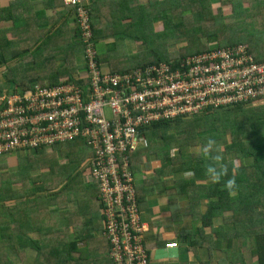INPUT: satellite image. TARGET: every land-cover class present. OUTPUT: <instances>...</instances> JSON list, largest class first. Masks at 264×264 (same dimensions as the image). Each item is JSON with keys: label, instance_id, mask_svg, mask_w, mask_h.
<instances>
[{"label": "trees", "instance_id": "trees-1", "mask_svg": "<svg viewBox=\"0 0 264 264\" xmlns=\"http://www.w3.org/2000/svg\"><path fill=\"white\" fill-rule=\"evenodd\" d=\"M218 1L88 0L83 1V6L91 19V39L96 49L98 43L103 46L99 47L97 59L111 72L130 71L147 63L174 62L189 54L237 43L247 44L256 60L263 59L264 0ZM224 3H229L232 10L239 9V13H224ZM7 4L0 1V67L4 68L5 79L0 82V95L4 92L23 95L33 91L35 85H57L63 77L72 79L74 71L85 67L75 62V55L83 50L75 22L76 6L64 4L63 0H43V7L35 11L28 1L9 0ZM49 7L67 12V19L73 24L63 19L56 25L59 16L53 14L54 19L42 27L40 16ZM27 8L33 10L25 15ZM238 16L242 17L234 19ZM8 21V25H3ZM156 21L162 24L159 31L153 28ZM125 39L143 43L145 48L127 53ZM170 44L174 45L172 49ZM142 59L148 61L141 63ZM141 133L148 141L146 148L159 158L161 168L181 174L172 187L187 202L175 213L190 217L194 224L191 234L199 236V245L208 255L213 248H219L223 254L218 264H251L253 259L254 264H264V103L229 105L188 118L159 121L146 125ZM223 134L228 135V140L222 142V150L209 149L205 153L183 150L198 144L211 146L215 136ZM168 137L173 144L159 141ZM78 143L81 141L65 144ZM173 147H177L176 156L169 155ZM91 184L90 194L91 191L96 194L95 181ZM6 186L13 187L5 183V173L0 172V218L6 196L8 199L16 196ZM171 201L176 203L174 199ZM201 202L206 206L204 210ZM76 232L71 241L57 243L50 236L44 243L37 240L23 243L6 241L4 225H0V264H27L26 259L29 264H54L56 258L63 259L64 264L81 263L83 253L90 250L94 240L91 235H83L81 228ZM80 241L90 243L78 247ZM106 245L107 261L112 264L107 240ZM245 246L247 254L240 251ZM27 249L35 250L36 254L29 258L20 252Z\"/></svg>", "mask_w": 264, "mask_h": 264}, {"label": "built area", "instance_id": "built-area-1", "mask_svg": "<svg viewBox=\"0 0 264 264\" xmlns=\"http://www.w3.org/2000/svg\"><path fill=\"white\" fill-rule=\"evenodd\" d=\"M63 2L76 6L78 61L85 67L57 85L0 95V156L81 141L91 152L83 173L97 185L112 264H148L131 169L135 153L148 146L142 129L218 107L264 103V58L237 43L111 72L97 59L83 0Z\"/></svg>", "mask_w": 264, "mask_h": 264}, {"label": "crops", "instance_id": "crops-1", "mask_svg": "<svg viewBox=\"0 0 264 264\" xmlns=\"http://www.w3.org/2000/svg\"><path fill=\"white\" fill-rule=\"evenodd\" d=\"M0 1L1 4L8 5L9 0ZM20 1L32 3L35 11L43 7V0ZM31 10L33 9L27 8L23 13L27 15ZM53 14L59 16L56 25L63 19L68 24L71 23L67 19V12H58L49 7L43 10L40 16L43 19L39 24L47 27L49 20L54 19ZM9 23L4 22L3 25ZM63 146L67 147L65 143L55 144L18 150L9 153L10 157L8 154L0 156V172L5 173V183L13 185L10 189L6 186V189L16 195L11 199L6 196L3 202L5 210L0 218V225H4L5 239L23 243L37 240L38 243H44L51 236L53 242L61 243L73 240L76 231L81 228L82 234L91 235L89 237L94 241L91 248L89 247L90 250L83 253L82 262L78 264H108L98 192L96 191L95 197L91 196L88 187L92 180L88 181L83 173L82 166L89 157L76 165L63 159L55 161L54 164L50 158L51 153L58 155ZM158 159L148 148H140L133 157L135 194L141 221L146 227L143 240L149 264H202L203 261L218 264L223 254L219 248H213L208 255L206 249L199 245V236L191 234L194 224L190 217L175 213L187 202L172 187L175 178L181 174L162 169ZM50 163L53 165H49ZM171 199L176 200V203L172 204ZM205 207L201 202V209L204 210ZM198 224L199 222L196 223ZM169 242L177 245L165 247ZM86 243L90 241H80L78 247H83ZM20 252L29 258L36 254L33 249ZM26 261L27 264L30 263L29 259ZM254 263L255 260H251V264ZM54 264H64V261L56 258Z\"/></svg>", "mask_w": 264, "mask_h": 264}, {"label": "rangeland", "instance_id": "rangeland-1", "mask_svg": "<svg viewBox=\"0 0 264 264\" xmlns=\"http://www.w3.org/2000/svg\"><path fill=\"white\" fill-rule=\"evenodd\" d=\"M83 1L88 3V0H83ZM140 1H145V0H140ZM218 2H219L218 0H212L211 3H218ZM222 8H223L224 13H229L230 14V13H232L231 11H233L234 13H236V12L239 13V11H238L239 9L233 8V10H232L231 9V5L229 3L222 4ZM104 14L108 15L107 12H105ZM241 17L242 16L234 17V19L235 18L236 19H240ZM70 24H73V21H71ZM153 28H154L155 31L161 30L162 29L161 22L156 21L155 24L153 25ZM100 46H102V44L98 43L97 44V52L100 49L99 48ZM124 46H125V51L127 53H135V52H138V51H140V50L145 48V44L140 43V42H135V41H133L131 39H125L124 40ZM173 47H174V45H171L170 49H172ZM75 56H76V61L75 62L77 64H79L78 55H75ZM146 61H148V60L147 59L140 60L141 63L146 62ZM3 70H4V68L0 67V82H2V80H3V74H2ZM75 72L76 71H74V73ZM3 81H5V79ZM227 140H228V135L227 134L226 135L223 134L222 136H217L216 135L214 140H213L214 142H213V144L211 146L207 147V146H202L201 144H198L197 146H193L192 145L191 148L183 147V150H185V151L186 150H190V151L195 152V153H199L200 151H204V153H205L209 149H212L213 152H215V149L216 150H219V149L222 150V144H223L222 142H225V141L227 142ZM159 141H164V144H166V145L167 144L171 145V144L174 143L169 137L165 138L164 140H159ZM164 144H161L160 148H162ZM66 145H67V147H65V146H63V148L61 147L62 149H61V151H60V153L58 155L56 153H54V152L51 153V157L50 158L53 159V161H58V162H59L60 159H63L66 162L67 161H71L72 162V161L77 160L78 161L77 163H80L81 160L86 159L91 154L90 150L83 143H80V144H77V145H75V144H66ZM176 151H177V147L176 148L175 147L171 148L170 151H169V155L170 156H176L177 155ZM7 156L10 157L11 154H8ZM235 165H238V160L237 159L235 160ZM87 180L91 181L88 178H87ZM92 188H94V187L92 186ZM92 194H94L93 191H91V196H92ZM218 223L219 222H217L215 225H217ZM247 249H248V246H245V247L240 248V251H244L247 254Z\"/></svg>", "mask_w": 264, "mask_h": 264}]
</instances>
